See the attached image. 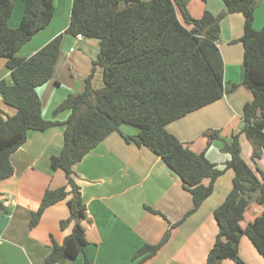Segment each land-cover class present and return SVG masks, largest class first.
I'll use <instances>...</instances> for the list:
<instances>
[{"label": "trees", "instance_id": "trees-1", "mask_svg": "<svg viewBox=\"0 0 264 264\" xmlns=\"http://www.w3.org/2000/svg\"><path fill=\"white\" fill-rule=\"evenodd\" d=\"M23 1L21 23L10 27L14 0H0V57L6 59L13 79L12 84L0 80V93L16 110L12 115L0 112V181L14 174L11 155L26 142L30 131L65 127L63 148L51 157V167L63 170L67 183L45 191L32 213L30 226H36L44 211L62 200L67 201L70 215L61 220V226L65 228L71 222L74 226L63 243L52 238L46 264L75 258L88 244L82 224L87 216L86 204L74 179V166L110 133L121 131L124 123L138 127L139 133L137 137L122 133L123 137L161 156L192 193L193 207L187 215L213 193L219 176L227 169L234 170L232 189L214 211L219 231L206 264H221L223 259L245 264L239 254L243 235L264 257V209L245 228L241 225L251 202L264 207V171L260 167L255 171L244 160L240 144V135L245 133L256 163L264 153V25L254 27L255 10L261 0H222L225 12L215 15L206 10L198 18L188 9L190 0H73L66 32L98 39L99 53L84 90L69 94L54 110L56 115L71 109L65 122L43 117L37 90L53 77L63 34L28 57L19 54L35 34L51 23L54 0ZM229 13L244 16L243 84L252 91L253 100L244 106L242 128L229 140L223 139L218 130L210 131L207 147L195 152L167 126L223 97L225 64L217 41L220 21ZM98 67L103 70L104 85L95 89L92 78ZM216 138L223 141L222 150L230 154L223 167L206 155ZM207 178L209 183L205 184ZM0 209L6 210L1 199ZM169 239L168 230L159 242L144 244L136 251L133 264H142L156 255Z\"/></svg>", "mask_w": 264, "mask_h": 264}, {"label": "crops", "instance_id": "crops-1", "mask_svg": "<svg viewBox=\"0 0 264 264\" xmlns=\"http://www.w3.org/2000/svg\"><path fill=\"white\" fill-rule=\"evenodd\" d=\"M54 5L51 23L35 34L19 54L28 57L63 34L53 77L37 90L43 117L65 122L71 109L56 115L54 110L69 94L84 90L85 80L92 73V63L99 53V41L66 32L73 0H54ZM188 9L198 18L206 10L215 15L223 13L226 5L222 0H190ZM24 10V1L14 0V12L8 21L10 27L20 25ZM263 25L264 0H261L255 10L254 27L260 29ZM220 28L217 43L225 64L223 97L167 126L195 152L207 147L210 131L218 130L223 139L229 140L242 128L244 106L253 100L252 91L243 84V14L224 15ZM1 79L13 83L11 70L2 57ZM92 85L95 89L103 87L102 68L94 71ZM15 111L0 93V112L12 115ZM64 129L63 125H56L45 131H30L26 142L11 155L14 174L0 181V199L6 207V210L0 209V264H46L52 238L61 244L72 232L74 222L65 228L61 226V220L70 215L66 200L48 207L39 223L30 226L32 213L39 207L45 191L67 183L64 171L51 167V157L63 148ZM120 129L110 133L74 166V179L86 204L87 216L82 224L88 244L77 257L63 258L54 264H133L139 248L146 243L159 242L168 230L170 239L142 264H206L219 231L214 211L232 189L234 170L227 169L219 176L213 193L187 215L193 207V197L180 176L148 146L123 137L122 133L137 137L138 127L124 123ZM240 144L244 160L255 171L257 167L264 171V153L254 162L253 146L245 133L240 135ZM222 147L223 141L216 138L206 151L209 160L219 167L230 159V154ZM204 183L208 184L209 179ZM263 209L258 202H251L242 227ZM239 254L245 264H264V257L246 235L240 239ZM221 264L235 262L223 259Z\"/></svg>", "mask_w": 264, "mask_h": 264}, {"label": "built area", "instance_id": "built-area-1", "mask_svg": "<svg viewBox=\"0 0 264 264\" xmlns=\"http://www.w3.org/2000/svg\"><path fill=\"white\" fill-rule=\"evenodd\" d=\"M78 38H83L84 36H82L81 34L77 35Z\"/></svg>", "mask_w": 264, "mask_h": 264}, {"label": "rangeland", "instance_id": "rangeland-1", "mask_svg": "<svg viewBox=\"0 0 264 264\" xmlns=\"http://www.w3.org/2000/svg\"><path fill=\"white\" fill-rule=\"evenodd\" d=\"M14 12V11H13Z\"/></svg>", "mask_w": 264, "mask_h": 264}]
</instances>
